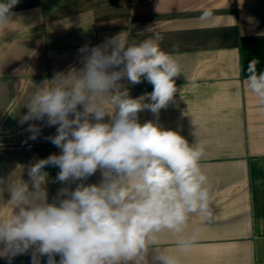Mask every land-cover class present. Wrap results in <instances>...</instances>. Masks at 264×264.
<instances>
[{
	"label": "clouds",
	"instance_id": "clouds-1",
	"mask_svg": "<svg viewBox=\"0 0 264 264\" xmlns=\"http://www.w3.org/2000/svg\"><path fill=\"white\" fill-rule=\"evenodd\" d=\"M19 2L0 0V27L12 23ZM210 16L205 10L201 19ZM146 33L142 40L122 32L101 45H84L78 50L83 67L32 82L19 124H28L33 141L42 128L30 121L54 126L56 134L46 139L60 154L17 165L27 169V181L21 174L13 179L14 173L0 178L12 209L0 217V258L8 264L29 252L31 264H41V257L47 264H180V255L197 246L201 229L187 233L190 218L214 217L201 163L205 148L154 121L139 122L141 111L158 118L169 106L178 92L174 78L182 74L175 56L161 47L164 37L151 27L137 36ZM258 64L256 58L248 62L245 82L264 107ZM125 78L132 85L146 80L153 90L133 98L121 83ZM49 166L59 168L56 182L79 181L74 190L58 189L52 202ZM97 171L100 182L86 184ZM165 233L175 238L176 252L161 246Z\"/></svg>",
	"mask_w": 264,
	"mask_h": 264
},
{
	"label": "crops",
	"instance_id": "crops-1",
	"mask_svg": "<svg viewBox=\"0 0 264 264\" xmlns=\"http://www.w3.org/2000/svg\"><path fill=\"white\" fill-rule=\"evenodd\" d=\"M205 10L211 16L202 20ZM12 12V23L0 27V178L14 173L13 179L21 174L27 181V169L17 165L60 154L46 139L56 134L54 126L30 121L42 128L33 141L28 124H19L33 83L83 67L78 50L84 45H101L122 32L142 40L151 33H137L151 27L164 37L161 47L175 56L182 74L174 78L178 92L169 106L158 118L141 111L139 122L154 121L204 146L201 163L214 211L210 221L190 218L186 232L201 233L180 264H264V107L245 82L250 60L259 59L257 69L264 70V0H20ZM121 83L133 98L153 90L146 80ZM45 171L49 202L61 187L74 190L79 183L56 182L57 167ZM101 179L97 171L85 183ZM8 199L0 187V217L12 211ZM174 242L170 233L160 241L176 252ZM0 264L8 261L0 258ZM11 264H31V253Z\"/></svg>",
	"mask_w": 264,
	"mask_h": 264
},
{
	"label": "built area",
	"instance_id": "built-area-1",
	"mask_svg": "<svg viewBox=\"0 0 264 264\" xmlns=\"http://www.w3.org/2000/svg\"><path fill=\"white\" fill-rule=\"evenodd\" d=\"M142 1L150 2V1H152V0H142Z\"/></svg>",
	"mask_w": 264,
	"mask_h": 264
}]
</instances>
